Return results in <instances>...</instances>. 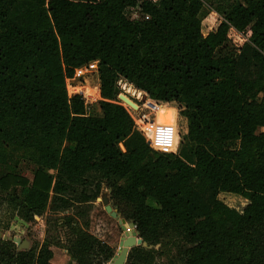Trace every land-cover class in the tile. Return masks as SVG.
<instances>
[{
	"label": "trees",
	"instance_id": "1",
	"mask_svg": "<svg viewBox=\"0 0 264 264\" xmlns=\"http://www.w3.org/2000/svg\"><path fill=\"white\" fill-rule=\"evenodd\" d=\"M227 1L219 12L210 0H0L4 199L33 218L54 198L67 205L64 195L107 183L130 206L126 222L143 242H155L168 219L191 246L184 264H254L252 236L264 228V0ZM231 28L246 39L234 52ZM91 62L101 100L87 115L81 96L68 97L66 79ZM120 80L137 100L144 92L159 105L176 104L192 164L149 146L115 102ZM175 112L157 114L154 124H174ZM26 164L32 180L14 171ZM100 247L98 264H107L113 250L90 235L68 251L76 264H93ZM52 258L46 244L18 251L0 239V264ZM126 264L157 263L140 246Z\"/></svg>",
	"mask_w": 264,
	"mask_h": 264
},
{
	"label": "rangeland",
	"instance_id": "2",
	"mask_svg": "<svg viewBox=\"0 0 264 264\" xmlns=\"http://www.w3.org/2000/svg\"><path fill=\"white\" fill-rule=\"evenodd\" d=\"M210 3L212 5L211 7L219 12L226 10L230 5V2L227 0H210ZM234 38L236 39V37ZM236 40L239 43V40ZM235 48L236 47L231 42L227 45V49L233 52ZM122 83H124V80L118 81L119 94L115 102L118 105H123L129 112L140 132V115L151 113V115H155V121L157 114L163 112L174 113L176 110L174 120L178 129V146L176 154L182 157L188 164H192L193 149L187 141L184 140L186 123L185 120L177 118L178 109L175 106L176 104H158L159 106H157L153 104L155 102L148 97H146V102H144L143 98L145 95H143L141 101L137 100L133 95L123 92ZM97 84V81H95L96 86ZM80 90L81 88L77 89V91ZM120 95H125L126 98L132 102L133 107L126 106L125 102L120 100ZM160 106L169 108L164 109L163 107L160 108ZM148 108H150V110ZM95 111L98 116V107ZM129 141L128 139L119 144V148L123 153L128 152L126 146H128ZM233 147H236V145L231 144L230 148ZM30 169L31 168L26 164L19 165L14 171L32 180ZM5 172V169H0L1 174ZM4 195L5 194L0 191V239L9 241L8 239L11 238L17 239L21 243L27 242L28 248L25 251H29L32 248L38 249L43 244H46L53 253L51 264H76L68 250L69 246L77 240V237L80 235H90L96 239L98 243L110 247L114 252L113 258L118 254L119 242L124 232L121 230L118 222L111 218L106 212V207L112 208L121 219L127 221L129 218L130 206L119 199L107 183H103L99 191L96 188H91L86 191L77 190L64 195V199L69 201L67 205H62L58 198H54L44 213L33 218H30L21 205H10L4 199ZM84 196L89 199L86 200ZM157 236L158 238L155 242L150 244L146 243L147 247H143L152 253L154 261L157 264H184L187 252L190 250L191 246L184 241L183 237L171 224L170 220L163 219L161 221ZM252 239L254 242L252 247L255 254L254 264H264V228L253 235ZM16 247L17 249L19 248L17 245ZM101 248L102 247L96 249L94 254L90 256L93 264H98L105 259ZM234 255L235 257H241L243 255L242 249L237 248L234 251ZM110 262L107 264H110Z\"/></svg>",
	"mask_w": 264,
	"mask_h": 264
},
{
	"label": "built area",
	"instance_id": "3",
	"mask_svg": "<svg viewBox=\"0 0 264 264\" xmlns=\"http://www.w3.org/2000/svg\"><path fill=\"white\" fill-rule=\"evenodd\" d=\"M205 8L211 11L208 5H205ZM234 37L239 40V43ZM228 39L237 49H240L246 43L243 34L237 32L233 28L228 32ZM95 81L99 83L98 62H91L76 69L73 77L66 79L68 97L81 96L85 103L87 115L91 114L92 106L101 100L98 93V84L96 86ZM117 86L119 87V84ZM78 88H81V90L77 91ZM88 92H93L94 95ZM148 109L150 110V108ZM140 116L139 129L146 137L149 146L154 151L162 154H176L178 146V129L175 123L169 125H155L154 118L151 119L149 114H142Z\"/></svg>",
	"mask_w": 264,
	"mask_h": 264
},
{
	"label": "water",
	"instance_id": "4",
	"mask_svg": "<svg viewBox=\"0 0 264 264\" xmlns=\"http://www.w3.org/2000/svg\"><path fill=\"white\" fill-rule=\"evenodd\" d=\"M143 101H146V96L143 98ZM106 212L110 215L111 218L116 220L124 232L120 242H119V252L118 254L112 259L110 264H126L128 254L131 249L135 247H147L146 243L139 238V233L136 231V226L134 222H126L125 220L121 219L120 216L112 210L110 207H106ZM130 230V231H127ZM10 242L19 246L18 251H25L28 248L27 242H20L17 239H8Z\"/></svg>",
	"mask_w": 264,
	"mask_h": 264
},
{
	"label": "crops",
	"instance_id": "5",
	"mask_svg": "<svg viewBox=\"0 0 264 264\" xmlns=\"http://www.w3.org/2000/svg\"><path fill=\"white\" fill-rule=\"evenodd\" d=\"M129 84V83H128ZM129 85H131V84H129ZM132 86V85H131ZM133 88H134V86H132ZM98 93H99V97H100V99H101V91H100V82L98 83ZM135 89V88H134ZM136 90V89H135ZM143 95H145L146 97H148V95L147 94H145L144 92H141ZM149 98V97H148ZM153 103V102H152ZM153 104H155V105H158L156 102L155 103H153ZM149 117L152 119V118H155V115L153 116V115H151V113L149 114ZM259 132H261V133H264V128H262V129H259Z\"/></svg>",
	"mask_w": 264,
	"mask_h": 264
},
{
	"label": "bare ground",
	"instance_id": "6",
	"mask_svg": "<svg viewBox=\"0 0 264 264\" xmlns=\"http://www.w3.org/2000/svg\"><path fill=\"white\" fill-rule=\"evenodd\" d=\"M127 231H130V230H127Z\"/></svg>",
	"mask_w": 264,
	"mask_h": 264
}]
</instances>
